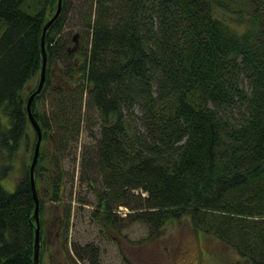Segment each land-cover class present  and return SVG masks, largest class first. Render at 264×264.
Listing matches in <instances>:
<instances>
[{
	"label": "trees",
	"instance_id": "obj_1",
	"mask_svg": "<svg viewBox=\"0 0 264 264\" xmlns=\"http://www.w3.org/2000/svg\"><path fill=\"white\" fill-rule=\"evenodd\" d=\"M56 6L0 0V264H33L37 135L26 101ZM70 15L86 47L63 34ZM44 44L30 104L41 130L38 264L51 216L66 244L68 158L105 228L118 206L151 234L187 215L195 231L264 264V0H61ZM81 122L93 139L78 156ZM9 176L12 191L1 184ZM70 248L96 259L92 244Z\"/></svg>",
	"mask_w": 264,
	"mask_h": 264
},
{
	"label": "rangeland",
	"instance_id": "obj_2",
	"mask_svg": "<svg viewBox=\"0 0 264 264\" xmlns=\"http://www.w3.org/2000/svg\"><path fill=\"white\" fill-rule=\"evenodd\" d=\"M70 18L71 15L63 34L70 37L73 33H79L78 45L86 47L88 36ZM67 44L71 47L73 43L68 41ZM47 105L46 101L45 106ZM91 120L89 118L88 122ZM97 125L94 124L93 131L97 129ZM87 126V123L81 122L78 156L82 154L83 144H90L93 139L87 133ZM79 168L77 158L75 163L68 158L64 185V203L69 210V226L64 236L66 244L59 245L58 239L61 237L56 236L55 216H51L46 227L48 239L42 247L40 264H249L215 237L195 231L187 215L167 221L155 234H151L152 229L147 223L127 216L133 211L118 206L115 213L119 218H114L113 227L105 228L91 215L95 208V197L83 183V179L79 180L82 178ZM13 179L9 176L1 180L6 190L12 191L14 188ZM83 199H88L91 204L79 203ZM89 244L95 246V260L85 255L80 261L70 248L74 245L81 250Z\"/></svg>",
	"mask_w": 264,
	"mask_h": 264
},
{
	"label": "water",
	"instance_id": "obj_3",
	"mask_svg": "<svg viewBox=\"0 0 264 264\" xmlns=\"http://www.w3.org/2000/svg\"><path fill=\"white\" fill-rule=\"evenodd\" d=\"M60 7H61V0H57V6L56 9L53 13V15L44 23L42 27V32H41V39H40V48H41V68H40V77L38 80V84L34 91L28 96L27 101H26V112L28 119L32 125V127L35 130V133L37 135V140L35 142L34 148H33V154L29 166V183H30V188L32 192V196L34 199V209H33V216L35 220V230H34V239H33V264H38V250H39V239H38V232H39V218H38V196L36 192V187L33 179V167L35 165L37 155H38V149H39V144L41 140V130L38 122L36 121L34 115L32 114L30 110V104L32 99L36 94H38L42 88L43 82H44V77H45V66H46V51H45V44H44V35L46 32V29L49 27V25L54 21V19L58 16L60 12ZM76 36L77 34H74L73 40L76 41ZM73 50V49H72Z\"/></svg>",
	"mask_w": 264,
	"mask_h": 264
}]
</instances>
